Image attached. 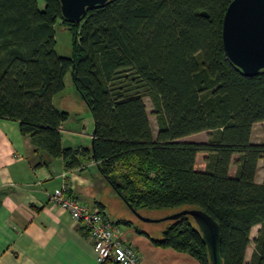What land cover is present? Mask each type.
I'll use <instances>...</instances> for the list:
<instances>
[{"label": "trees", "instance_id": "trees-1", "mask_svg": "<svg viewBox=\"0 0 264 264\" xmlns=\"http://www.w3.org/2000/svg\"><path fill=\"white\" fill-rule=\"evenodd\" d=\"M230 2L112 0L75 24L62 17L59 0H0V119L18 122L66 168L94 160L138 212L203 210L219 224L223 264H264V179L256 182L264 144L251 141L253 126L264 122V72L246 77L225 54ZM59 20L73 33L72 57L56 53ZM68 74L94 120L90 147L62 146L69 113L53 99ZM145 96L155 106L156 136ZM203 132L206 142L182 140ZM202 152L206 167L198 169ZM169 222L153 242L210 264L194 220Z\"/></svg>", "mask_w": 264, "mask_h": 264}, {"label": "crops", "instance_id": "crops-1", "mask_svg": "<svg viewBox=\"0 0 264 264\" xmlns=\"http://www.w3.org/2000/svg\"><path fill=\"white\" fill-rule=\"evenodd\" d=\"M64 124L63 147L91 146H66L65 135L80 132L66 129ZM259 126L264 127V122L253 126L251 141L264 144V139H255ZM196 135L182 140L192 141L187 138ZM263 179L264 165L260 161L256 182L262 183ZM63 188L67 196L101 210L116 223L121 237L136 249L141 264H200L187 253L155 244L152 239H160L166 228L157 230V234L149 231L147 223L139 221L100 174L94 160L78 168H66L62 158H47L30 137L24 136L18 122L3 119H0V264H99L86 231L68 211L50 202V195Z\"/></svg>", "mask_w": 264, "mask_h": 264}, {"label": "water", "instance_id": "water-1", "mask_svg": "<svg viewBox=\"0 0 264 264\" xmlns=\"http://www.w3.org/2000/svg\"><path fill=\"white\" fill-rule=\"evenodd\" d=\"M59 1L62 17L79 24L88 9L103 6L112 0ZM222 41L227 58L244 76L253 77L264 72V0H231L223 19ZM129 207L138 219L148 223L191 217L202 233L210 264H223L219 224L203 210L182 209L164 218L151 219Z\"/></svg>", "mask_w": 264, "mask_h": 264}, {"label": "rangeland", "instance_id": "rangeland-1", "mask_svg": "<svg viewBox=\"0 0 264 264\" xmlns=\"http://www.w3.org/2000/svg\"><path fill=\"white\" fill-rule=\"evenodd\" d=\"M56 30V46L55 50L60 57H72L74 54V36L69 27L62 21H58L55 25ZM78 92L73 84L71 75L68 74L65 78V89L54 97V105L59 109H64L69 112V118L65 121L64 127L66 129H71L73 131H79L80 133H72L65 135L64 144L66 146H72L74 144H82L85 146L91 145V136L94 131V120L91 111L87 104L78 96ZM144 102L147 107L150 124L152 127L153 135L156 136L158 132V118L155 114V106L152 99L148 96L144 97ZM66 134V133H64ZM209 133L203 132L197 134L191 138H187L192 141L206 142L208 140ZM255 139H264V127H257L255 131ZM185 141V139L183 140ZM77 142V143H73ZM206 157L205 152L199 153L197 155V168L204 169L206 167ZM236 168H231V175L235 173ZM261 176V171L259 172ZM144 210V209H143ZM178 210H154L146 209L142 211L143 216L151 219H160L168 215H171ZM137 219V218H136ZM138 221V220H137ZM139 221H142L139 219ZM144 222V221H143ZM141 223V222H138ZM147 223L149 231H153V234H157V230H162L170 225L169 221H161L157 223L145 222ZM259 226L254 228L253 235L251 236L252 243L247 249L246 261H250L252 253L254 251L253 240L258 235Z\"/></svg>", "mask_w": 264, "mask_h": 264}, {"label": "built area", "instance_id": "built-area-1", "mask_svg": "<svg viewBox=\"0 0 264 264\" xmlns=\"http://www.w3.org/2000/svg\"><path fill=\"white\" fill-rule=\"evenodd\" d=\"M65 192L66 188H63L50 195V202L68 211L75 223L86 231L93 242L99 264H141L136 249L121 237L116 223L101 210L91 209Z\"/></svg>", "mask_w": 264, "mask_h": 264}]
</instances>
